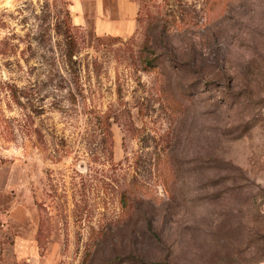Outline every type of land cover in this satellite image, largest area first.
<instances>
[{
  "label": "rangeland",
  "instance_id": "rangeland-1",
  "mask_svg": "<svg viewBox=\"0 0 264 264\" xmlns=\"http://www.w3.org/2000/svg\"><path fill=\"white\" fill-rule=\"evenodd\" d=\"M0 264H264V0H0Z\"/></svg>",
  "mask_w": 264,
  "mask_h": 264
},
{
  "label": "crops",
  "instance_id": "crops-1",
  "mask_svg": "<svg viewBox=\"0 0 264 264\" xmlns=\"http://www.w3.org/2000/svg\"><path fill=\"white\" fill-rule=\"evenodd\" d=\"M73 23L100 34L125 35L136 26L139 0H68Z\"/></svg>",
  "mask_w": 264,
  "mask_h": 264
}]
</instances>
